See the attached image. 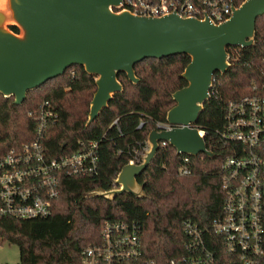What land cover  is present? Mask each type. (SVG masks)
<instances>
[{
  "label": "trees",
  "instance_id": "1",
  "mask_svg": "<svg viewBox=\"0 0 264 264\" xmlns=\"http://www.w3.org/2000/svg\"><path fill=\"white\" fill-rule=\"evenodd\" d=\"M227 52L230 68L223 76L214 74L209 100L196 124L215 157L177 155L173 147L160 143L150 165L137 177L142 198L121 194L107 200L91 194L112 189L118 173L130 161L142 162L148 134L158 123H166V114L174 106L172 94L186 86L180 75L190 61L188 56L137 63V85L119 74L123 92L88 127L89 103L96 87L94 77L79 66L29 91L20 106L13 104V98L0 95V155L32 140L36 122L28 114L47 101L57 119L43 143L46 155L66 156L76 152L80 142H97L99 173L95 178L62 179L61 196L48 218L0 220V244L17 247L19 264H78L81 252L99 243L106 222L136 223L143 259L168 264L180 257L185 242L183 222L208 228L222 217L220 166L225 153L218 132L223 129L226 105L251 96L252 81L258 85L264 81V16L256 20L252 47H231ZM183 167L188 169L187 176L179 175ZM210 247L220 254V247L211 243Z\"/></svg>",
  "mask_w": 264,
  "mask_h": 264
},
{
  "label": "water",
  "instance_id": "2",
  "mask_svg": "<svg viewBox=\"0 0 264 264\" xmlns=\"http://www.w3.org/2000/svg\"><path fill=\"white\" fill-rule=\"evenodd\" d=\"M121 1L0 0V95L13 98L16 106L29 91L79 66L94 77L96 87L88 127L123 92L119 74L137 85V63L189 57L180 75L186 86L172 94L174 106L166 114L172 129L152 130L147 136L150 149L142 162L123 166L112 189L91 194L107 200L121 194L144 196L137 177L150 165L160 143L173 147L177 155L215 157L196 124L209 100L214 74L223 76L230 68L227 49L252 47L256 20L264 16V0L244 1L218 25L175 14L150 18L116 11Z\"/></svg>",
  "mask_w": 264,
  "mask_h": 264
},
{
  "label": "built area",
  "instance_id": "3",
  "mask_svg": "<svg viewBox=\"0 0 264 264\" xmlns=\"http://www.w3.org/2000/svg\"><path fill=\"white\" fill-rule=\"evenodd\" d=\"M244 1L122 0L116 11L150 18L175 14L218 25ZM70 74L73 77L74 71ZM250 87L251 96L226 105L223 129L218 132L225 153L220 166L222 217L208 228L183 222V254L168 264H264V81L259 85L252 81ZM28 115L36 122L32 140L0 155V220L48 218L61 196L62 179L99 174L97 142H80L76 152L50 158L43 143L56 122V112L44 101ZM170 129L166 122L158 123L155 130ZM188 174L187 167L179 171L180 176ZM210 243L220 247L219 255ZM142 256L136 223L106 222L99 243L85 248L78 264H155Z\"/></svg>",
  "mask_w": 264,
  "mask_h": 264
},
{
  "label": "rangeland",
  "instance_id": "4",
  "mask_svg": "<svg viewBox=\"0 0 264 264\" xmlns=\"http://www.w3.org/2000/svg\"><path fill=\"white\" fill-rule=\"evenodd\" d=\"M149 149L150 146L147 143L144 156ZM0 264H19V253L16 246L9 245L6 242L0 244Z\"/></svg>",
  "mask_w": 264,
  "mask_h": 264
}]
</instances>
